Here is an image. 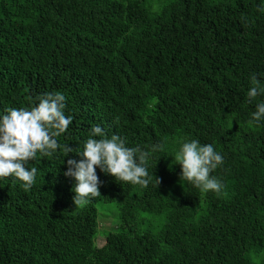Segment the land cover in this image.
I'll list each match as a JSON object with an SVG mask.
<instances>
[{
	"label": "trees",
	"instance_id": "obj_1",
	"mask_svg": "<svg viewBox=\"0 0 264 264\" xmlns=\"http://www.w3.org/2000/svg\"><path fill=\"white\" fill-rule=\"evenodd\" d=\"M0 264H264V0H0Z\"/></svg>",
	"mask_w": 264,
	"mask_h": 264
},
{
	"label": "rangeland",
	"instance_id": "obj_2",
	"mask_svg": "<svg viewBox=\"0 0 264 264\" xmlns=\"http://www.w3.org/2000/svg\"><path fill=\"white\" fill-rule=\"evenodd\" d=\"M114 217V211L111 208H105V210L102 211L101 217L99 218V229L101 235H98L95 240L97 246H102L104 244L106 231H112L117 227Z\"/></svg>",
	"mask_w": 264,
	"mask_h": 264
}]
</instances>
